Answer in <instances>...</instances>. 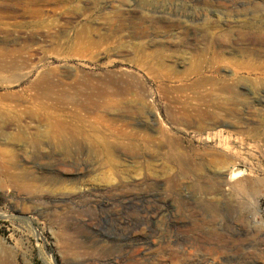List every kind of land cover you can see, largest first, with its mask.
<instances>
[{"label": "rangeland", "instance_id": "obj_1", "mask_svg": "<svg viewBox=\"0 0 264 264\" xmlns=\"http://www.w3.org/2000/svg\"><path fill=\"white\" fill-rule=\"evenodd\" d=\"M156 1L100 0L94 8L74 0L89 21L60 17L49 36L46 28L36 34L24 59H0V264H264V135L239 133L257 122L246 114V124L224 120L214 105L192 100L213 94L169 91L159 86L168 79L149 73L170 67L193 79L207 71L216 50L204 42V19L215 24L214 10L232 5ZM184 11L193 17L180 35L172 18ZM152 20L165 30L134 37L139 21ZM83 25L89 31L78 39ZM98 32L112 48L88 52ZM8 105H31L41 119L22 115L19 126ZM169 111L190 122L171 121ZM201 111L217 115L215 124L200 121L202 137L191 126ZM233 167L244 173L239 185H219L218 170Z\"/></svg>", "mask_w": 264, "mask_h": 264}, {"label": "bare ground", "instance_id": "obj_2", "mask_svg": "<svg viewBox=\"0 0 264 264\" xmlns=\"http://www.w3.org/2000/svg\"><path fill=\"white\" fill-rule=\"evenodd\" d=\"M99 1L89 0L94 8L99 6ZM156 2L164 3L165 0H157ZM195 2L197 5L194 4L190 6L193 9L194 7H199L201 9H207L210 7L208 0L202 2H200V0H195ZM229 2L231 3L232 8H226L223 11L218 9L214 10V16H216L215 24H213V21H210L209 18L205 17L204 21H206V23L202 25L205 37L204 42L216 50L212 52L213 58L211 57L209 60L208 65L210 66L207 71L197 69L193 74V79L181 78L172 68L170 69V67L167 71H158L156 67H150L149 73L152 75L154 74L153 78L158 80L164 78L168 79L170 81V86H163V83L159 86L160 88H167L169 91L178 90V92H201L213 94L214 97L212 99L195 97L192 98V100L195 101V105H214V109L223 112L221 117L224 120L226 119L229 121L231 120L234 123L246 124L242 120L244 114L249 118H254L259 129L254 127L247 129L246 133L243 131H239V133L243 135L248 134L251 138H257L259 135H264V131L262 134L261 128L264 126V119L259 118L263 109L261 110L257 108V105H263L260 94L264 93V0H229ZM49 4H52L54 7L47 9L46 6ZM82 9L83 8H78L74 5V0H0V59H24L28 56L26 49L31 42H34L36 34H38L42 28H46V36H49L47 33L50 29L59 26L60 17L74 19L80 18L82 22L88 20V18L91 17V14L86 12V10L83 12L80 11ZM11 12H21V15L24 17L35 18L36 20L17 22L16 17L9 14ZM187 15H189V17ZM175 16L176 17L172 18L174 20L173 22L179 25H172V27L176 28L177 31L181 33L180 35H183L187 30H185L182 24L185 25L189 22L190 16L193 17V15L187 14L186 11H184L181 15ZM217 16L219 17L217 18ZM222 20L224 21L223 23ZM217 22L219 24H217ZM114 24V20H110V23L108 24V30L111 32L109 35L110 38L116 37L114 34L117 33L120 28ZM32 25L33 27H30ZM147 26L145 23L139 21L136 24L137 32L135 31L134 37L138 36L140 38H145L149 34L148 32L150 31V28L156 33L158 31H163L166 28L162 26V24H159L158 21L153 20L152 25H149L148 28ZM88 31L87 25L78 27L75 37L82 39L87 35ZM23 34L27 35L24 36ZM97 36H99L98 40L87 41V44L84 45L85 50L88 52L93 50L95 53L100 49L104 51L108 50V47L110 46L107 44V39H105L100 32H98ZM184 40L185 38L181 39V41ZM112 44H114V42H112ZM157 45L160 46L162 43L159 42ZM143 46L144 45H140V48H144ZM233 51L238 53L236 60H233L234 58H231L232 60L222 58L225 54L229 55ZM156 60L161 64L160 61L162 60V57L159 56ZM1 68L0 71L4 72L5 69L3 67ZM223 68H229V70H225V72L222 73ZM4 106L3 108H5ZM15 108L14 106L8 105L6 106V111L15 114V116L13 115V120H15L19 126H23L21 124L22 115L23 117L26 116L31 121L41 119L37 113V108L32 107L31 105L25 106L24 109H19V106H16ZM138 113L141 115L140 110ZM176 113L181 116H175ZM198 114L199 121L197 120V124H190L195 131H193V133L201 135L202 137L207 131V126L200 121L209 119L215 124L217 115L216 113L211 114L206 111H201ZM167 115L169 116V119L174 122L179 120L187 122L188 120V115L179 111L175 113L169 111ZM235 119L237 120L234 121ZM57 126L60 128L63 126V123L58 122ZM160 134L161 136H164L166 133L165 131H161ZM208 135L210 136V134ZM180 162L183 164L182 161ZM194 168L197 171H201L200 167L197 168L196 166ZM243 174L244 173L236 167H233L231 170L219 169L216 175L217 183L219 185L230 183V185L236 186V182H238V186L239 181H236V178L243 176ZM205 194L212 195L215 194V191L208 189L205 190ZM155 250L156 249H154V251ZM150 252H148V254ZM157 254L159 255V253Z\"/></svg>", "mask_w": 264, "mask_h": 264}]
</instances>
